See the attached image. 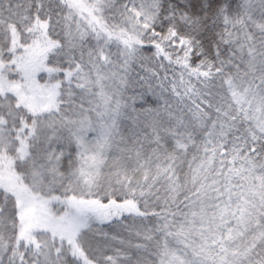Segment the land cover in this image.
I'll list each match as a JSON object with an SVG mask.
<instances>
[{"label":"snow or ice","instance_id":"6c2138e0","mask_svg":"<svg viewBox=\"0 0 264 264\" xmlns=\"http://www.w3.org/2000/svg\"><path fill=\"white\" fill-rule=\"evenodd\" d=\"M0 264H264V0H0Z\"/></svg>","mask_w":264,"mask_h":264}]
</instances>
